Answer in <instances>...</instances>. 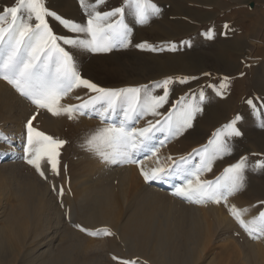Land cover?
<instances>
[{"label":"rangeland","instance_id":"obj_1","mask_svg":"<svg viewBox=\"0 0 264 264\" xmlns=\"http://www.w3.org/2000/svg\"><path fill=\"white\" fill-rule=\"evenodd\" d=\"M164 1L168 6L163 11L164 14L161 13L162 16L160 17H150L148 23L143 25L136 22L131 9L126 7L125 23L132 33L129 37L131 43L128 47H117L107 53H94L88 49L62 45L72 53L81 76L92 80L103 88H123L151 84L169 76L173 78L182 77L186 65L192 66V70H198L201 65L208 63L216 67L229 64L231 60L235 63V55L239 53L238 50L243 44L240 33H250L257 39H264V0ZM45 2L51 11L62 18L77 23H86L87 17L80 6L79 0H45ZM88 2L91 3L94 0H88ZM15 3L16 0H0V9L5 5L12 6ZM120 6H123V0H106V3L100 6L98 10L108 11ZM47 19L56 35L73 38L80 35L81 38H84V34L72 33L54 18L48 17ZM156 20L162 22L158 24L155 23ZM226 23L229 25L227 29L224 27ZM166 36L173 38V40H165ZM145 41L155 46L157 50L152 51L148 48L135 47L136 44ZM171 44L176 45L175 50L171 49ZM189 44L191 48H189ZM257 59L259 60V58ZM177 81L179 80H173V82ZM0 88L8 92L12 91L19 96L14 89L2 80H0ZM190 90L196 91L197 89L195 90L193 86L190 88L169 89V102L160 111L166 113L175 101L185 93H189ZM154 94L162 95V89H155ZM89 95H95V93H91L84 88L75 89L62 100V103L77 104L81 101H77L76 96L87 99ZM201 108L202 111L196 115L192 128L187 129L178 137L169 139L163 146H160L157 141L159 163L167 165L171 163L166 159L168 156L178 159L180 156L191 153L194 148L205 145L217 128L239 115L241 119L236 122V127L241 132V136L230 139L232 152L214 161L212 171L202 173V178L214 180L223 172L226 166L237 162L241 156H247L249 167L245 169L244 187L230 197L229 201L238 207L249 208L246 218H251L260 209L258 201L264 200V169L253 170L252 168L255 161L261 158V154H264V126H262L264 122L260 124L259 120L254 121L244 118L239 113L240 108L238 110V107L234 105L201 104ZM98 111L99 107L94 111H87L84 115L77 114L76 118L71 120L66 116L54 117L50 113L44 112L38 120L34 121V126L40 130L67 141L60 149L61 174L53 176L49 171V175L60 186L64 187L68 195L77 200L84 187L95 184L93 179L99 173V165L104 162L95 153L81 147L84 140L92 132L106 126L105 121L101 120L98 115ZM121 115L118 110L116 114L111 115L107 123H118ZM52 119H54V122L50 124ZM148 119L154 121L155 119H162V117L147 116L141 119L136 126H144L145 121ZM12 133L1 132L0 130L2 142L11 141L14 134ZM157 137L159 140L164 139L160 133H157ZM23 148L21 151H23ZM87 153L91 155V159H82ZM148 160H151L154 163L153 166H156V157L149 156ZM194 162H198V158ZM64 165L67 167L64 168ZM128 166L131 167L130 179L125 185V196L128 200L132 199L136 189H141L148 184L159 186L173 196V182L168 183L160 180L145 182L139 173L138 166ZM121 167L122 165H113V170H119ZM24 170L31 172L32 175L34 173L37 180L41 179L31 165L27 164ZM169 179H173L175 182L178 177ZM85 183L89 184L85 186ZM0 197L5 199L8 204L18 203L17 198L13 195H10L11 198L9 196V198H5L3 194ZM173 197L185 203L191 213H198L196 216L201 217L204 221L203 225L206 227L202 252L193 256L192 251L187 249L178 264H264V238L260 240L251 239L230 217L222 205H196L190 204L180 197ZM117 198L118 206L111 225L81 224L92 228L109 227L116 233L115 236L101 237H91L83 233L89 243L100 242L111 237L120 247L117 246L116 252L106 250L107 255L99 249H91L84 255L86 257L84 259H88L93 264H115L111 258L115 254L126 259L139 258L141 261H146L147 264H154L148 258L134 255L130 251L133 244L132 239L125 240L121 238V232L119 231L120 226L126 220L127 208L120 193L117 194ZM1 224L4 225L3 220H0ZM113 226L117 229L114 230ZM26 241L27 243L22 244L12 240L5 244L6 248L1 246L3 250L5 248V251L0 252V262L4 264H27L26 252L32 243L29 239ZM247 254L248 257H246Z\"/></svg>","mask_w":264,"mask_h":264},{"label":"snow or ice","instance_id":"obj_2","mask_svg":"<svg viewBox=\"0 0 264 264\" xmlns=\"http://www.w3.org/2000/svg\"><path fill=\"white\" fill-rule=\"evenodd\" d=\"M79 3L86 14V23L62 18L46 6L45 0H16L14 5H5L0 9V80L34 108L25 124L26 144L22 158L46 181L49 180L48 171L53 176H59L60 149L67 141L40 130L34 126V121L44 112L54 117L66 116L71 120L77 114L84 115L99 107L98 115L106 126L92 132L84 140L82 148L95 153L108 165L138 166L145 182H167L169 178L178 177L172 185L174 196L190 204L222 205L251 239L264 238V200L258 201L260 209L251 218H246L249 208L238 207L229 201L244 187V173L249 167L247 156H241L237 162L226 166L214 180L202 178V173L212 171L214 161L232 152L230 139L241 136L236 127V122L241 119L239 115L217 128L205 145L194 148L191 153L178 159L168 156L166 159L171 163L161 165L157 141L163 146L169 139L192 128L196 115L202 111L201 103L206 99L203 88L190 90L175 101L166 113L161 112L160 109L169 102V85L174 79L185 83L196 77L169 76L151 84L103 88L81 76L72 53L64 47L71 45L94 53H107L117 47H128L132 33L125 23L126 7L131 9L136 22L141 25L148 23L150 17L158 15L160 9L152 0H123V6L108 11L98 10L106 0H94L91 3L79 0ZM48 17L54 18L72 33L84 34V38L80 35L74 38L56 35L48 23ZM224 27L227 29L229 25L226 23ZM135 47L157 50L146 41ZM170 47L175 50L176 45L171 44ZM229 83L230 78L225 76L218 87H209L216 88V94L223 96ZM79 88L87 89L95 95H89L87 99L76 96L75 99L81 101L77 104L62 103L65 97ZM157 88L162 89V95L154 94ZM246 102L253 114H264V98H249ZM118 110L122 114L119 122L107 123ZM147 116L162 119H148L144 126L137 127L136 124ZM157 133L163 135L164 139L159 140ZM149 156L157 158L156 166L146 167L145 161ZM196 158L198 162H194ZM252 168L264 169V154H261ZM50 186L58 196L63 197L65 189L62 185L52 183ZM60 203L64 207L62 199ZM63 215L74 229L88 236L116 235L109 227L92 228L73 223L71 206L65 208ZM111 258L115 264H147L139 258L126 259L115 254Z\"/></svg>","mask_w":264,"mask_h":264},{"label":"bare ground","instance_id":"obj_3","mask_svg":"<svg viewBox=\"0 0 264 264\" xmlns=\"http://www.w3.org/2000/svg\"><path fill=\"white\" fill-rule=\"evenodd\" d=\"M33 110L27 101L0 88V130L14 133L9 142L4 143L0 138V195L5 198L13 195L18 200L17 204H8L0 197V220L4 221V225H0V252L5 251V244L12 240L23 244L29 239L32 245L26 252L27 264H93L84 259L89 250L99 249L105 254L106 250L116 252L117 242L110 237L89 243L63 213L71 206L73 223L111 225L118 206V193L127 208L126 220L119 225V232L121 238L133 240L130 251L134 255L146 257L154 264H178L185 250L190 249L193 256L202 252L204 221L174 195L148 184L136 189L131 200L126 198L125 185L131 174L128 165L113 170V165L101 162L99 173L93 179L95 184L85 183L87 186L78 200L66 192L63 197L58 196L50 185L60 184L50 177L49 171L47 181L37 180L34 173L25 171L28 163L22 158L21 149L26 143V120ZM53 122L54 119L50 124ZM82 159H91V155L87 153ZM145 165L153 167L154 163L146 160ZM61 199L64 207H61Z\"/></svg>","mask_w":264,"mask_h":264},{"label":"crops","instance_id":"obj_4","mask_svg":"<svg viewBox=\"0 0 264 264\" xmlns=\"http://www.w3.org/2000/svg\"><path fill=\"white\" fill-rule=\"evenodd\" d=\"M152 2L160 9L159 14L153 17L162 16L161 13L168 8L166 2L164 0H152ZM161 22L159 20L155 21L158 24ZM240 34L243 44L238 50L239 53L235 55V63L231 60L229 64L217 67L208 63L201 65L198 70H192V66L186 65L184 66L182 77H196V79H189L185 83L172 82L169 85V89L190 88L191 86L195 87V90L203 88L206 99L201 104L234 105L238 107V110L240 108L239 113L244 118L254 121L259 120L261 124L264 122V114H253V110L246 101L254 97L264 98V39H257L250 33ZM164 39L173 40V38L168 36ZM189 48H191V45ZM204 73H210V75L205 76ZM240 73H244V75L241 76ZM225 76L230 78V83L225 94L220 96L216 94V88L209 87V85L218 87ZM0 264L4 263L0 262Z\"/></svg>","mask_w":264,"mask_h":264}]
</instances>
